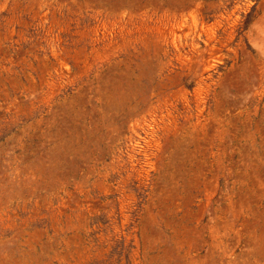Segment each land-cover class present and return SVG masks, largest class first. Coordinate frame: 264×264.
<instances>
[{
    "label": "rangeland",
    "instance_id": "obj_1",
    "mask_svg": "<svg viewBox=\"0 0 264 264\" xmlns=\"http://www.w3.org/2000/svg\"><path fill=\"white\" fill-rule=\"evenodd\" d=\"M0 264H264V0H0Z\"/></svg>",
    "mask_w": 264,
    "mask_h": 264
}]
</instances>
